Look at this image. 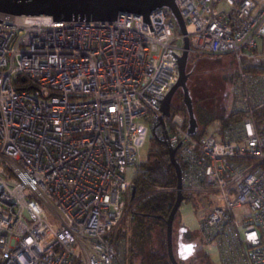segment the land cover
Segmentation results:
<instances>
[{"label": "built area", "instance_id": "1", "mask_svg": "<svg viewBox=\"0 0 264 264\" xmlns=\"http://www.w3.org/2000/svg\"><path fill=\"white\" fill-rule=\"evenodd\" d=\"M147 18L0 13V264H130L120 233L149 132L176 149L182 192L219 264H264V72L246 69L258 0H175ZM192 55L232 54L231 119L188 132L162 101ZM132 218V217H131Z\"/></svg>", "mask_w": 264, "mask_h": 264}, {"label": "trees", "instance_id": "2", "mask_svg": "<svg viewBox=\"0 0 264 264\" xmlns=\"http://www.w3.org/2000/svg\"><path fill=\"white\" fill-rule=\"evenodd\" d=\"M246 69L264 72V64L247 62ZM179 95L183 97L182 91ZM172 108L187 118L183 99L180 106ZM195 116L199 126L200 123L209 125L216 119L226 124L232 115L227 107H223L218 116L202 110L198 112L195 110ZM206 129V126L199 129L198 134L205 133ZM146 156L133 176L135 197L131 199L130 195L127 199L129 217H132L128 223L131 230L129 263L172 264L168 257L165 219L168 218L171 206L176 200L177 174L164 142L156 140ZM126 219L128 218L124 219V225ZM127 231L120 229V233L124 235ZM184 232L189 234L187 231ZM203 257L208 264H213L207 253L204 252ZM178 262L182 264L179 260Z\"/></svg>", "mask_w": 264, "mask_h": 264}, {"label": "water", "instance_id": "3", "mask_svg": "<svg viewBox=\"0 0 264 264\" xmlns=\"http://www.w3.org/2000/svg\"><path fill=\"white\" fill-rule=\"evenodd\" d=\"M169 7L183 34L187 33L186 23L178 9L175 0H0V13L20 16H48L54 22L70 21L73 19H86L97 21H113L120 13H134L145 18L154 10ZM184 48L179 57V78L175 85L168 91L162 101L164 116L170 115L173 96L181 89L183 103L187 111L188 132H197L198 121L195 116L193 100L187 86L190 73L187 72L189 60V38L184 39ZM168 148L169 157L177 174L176 200L171 206V211L166 222V238L168 257L172 264H180L173 250V224L178 210L185 199L181 184V166L176 158V149L168 140L164 141ZM136 187L131 189V199L135 197Z\"/></svg>", "mask_w": 264, "mask_h": 264}, {"label": "rangeland", "instance_id": "4", "mask_svg": "<svg viewBox=\"0 0 264 264\" xmlns=\"http://www.w3.org/2000/svg\"><path fill=\"white\" fill-rule=\"evenodd\" d=\"M258 1L264 3V0ZM260 33L262 34V39L260 38L259 40V47L252 56L246 57V63H264V24L260 29ZM236 70V61L232 54H189L186 71L190 73V76L187 80V86L193 100L194 111L202 110L208 114L218 116L223 107H227L230 110ZM180 92L178 91L172 98L171 104L173 107L180 106L182 103L183 97H180ZM205 126L210 128L211 124L200 123L198 127L202 129ZM155 141L152 138V132H149L146 144L141 150L143 159L147 157L146 155L149 149L154 146ZM197 209L198 204L195 199L186 197L174 220L173 250L176 258L182 264H208L203 257L204 251L207 249L199 233ZM129 216L130 214L127 211L125 216V218H128L126 219V225L122 224L120 229L128 230L126 235L130 238L131 230L128 223L131 218ZM210 260L214 264H219L218 257L214 251L210 255Z\"/></svg>", "mask_w": 264, "mask_h": 264}, {"label": "bare ground", "instance_id": "5", "mask_svg": "<svg viewBox=\"0 0 264 264\" xmlns=\"http://www.w3.org/2000/svg\"><path fill=\"white\" fill-rule=\"evenodd\" d=\"M39 17H40V19L43 20V21H51V20H50V17H48V16H39Z\"/></svg>", "mask_w": 264, "mask_h": 264}, {"label": "crops", "instance_id": "6", "mask_svg": "<svg viewBox=\"0 0 264 264\" xmlns=\"http://www.w3.org/2000/svg\"><path fill=\"white\" fill-rule=\"evenodd\" d=\"M261 39H262V37H261ZM264 64V63H263ZM201 239H202V237H201ZM203 241V240H202ZM205 253H207L206 251H204ZM176 257V256H175ZM210 257V256H209ZM177 259V258H176ZM214 264V263H213Z\"/></svg>", "mask_w": 264, "mask_h": 264}, {"label": "flooded vegetation", "instance_id": "7", "mask_svg": "<svg viewBox=\"0 0 264 264\" xmlns=\"http://www.w3.org/2000/svg\"><path fill=\"white\" fill-rule=\"evenodd\" d=\"M178 91H179V90H178ZM178 91H177V92H178ZM180 91H181V89H180Z\"/></svg>", "mask_w": 264, "mask_h": 264}]
</instances>
